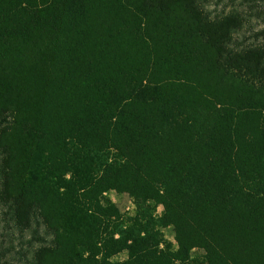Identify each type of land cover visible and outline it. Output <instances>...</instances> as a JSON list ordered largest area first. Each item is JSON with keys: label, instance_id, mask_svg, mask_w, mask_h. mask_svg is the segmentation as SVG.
Listing matches in <instances>:
<instances>
[{"label": "trees", "instance_id": "1", "mask_svg": "<svg viewBox=\"0 0 264 264\" xmlns=\"http://www.w3.org/2000/svg\"><path fill=\"white\" fill-rule=\"evenodd\" d=\"M212 3L0 0V264H264V47Z\"/></svg>", "mask_w": 264, "mask_h": 264}, {"label": "rangeland", "instance_id": "2", "mask_svg": "<svg viewBox=\"0 0 264 264\" xmlns=\"http://www.w3.org/2000/svg\"><path fill=\"white\" fill-rule=\"evenodd\" d=\"M218 1V3H217ZM261 11L264 10V5H261ZM208 12L212 16H222L233 10H238L245 16V25L243 29L237 33L234 37L232 44L233 48L244 49L251 46H263L264 47V16L258 17L252 14L249 5H243L241 0H213V3L207 7ZM108 197L117 206L121 213L133 214L135 206L132 199L127 194H117L116 192H110ZM163 208L159 207L157 214L162 213ZM165 237L175 244L173 228H166L163 230ZM127 258V252L115 257L114 261H122ZM25 264V262L19 263Z\"/></svg>", "mask_w": 264, "mask_h": 264}]
</instances>
